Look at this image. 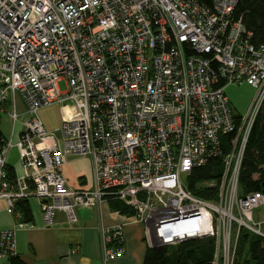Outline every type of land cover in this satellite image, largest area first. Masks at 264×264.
<instances>
[{"label":"built area","instance_id":"built-area-1","mask_svg":"<svg viewBox=\"0 0 264 264\" xmlns=\"http://www.w3.org/2000/svg\"><path fill=\"white\" fill-rule=\"evenodd\" d=\"M237 0H0V199L14 215L18 199L39 200L45 225L61 210L118 199L133 210L148 246L214 236L210 264H232L240 226L264 235V192L237 193L253 122L264 102V41L255 44ZM64 81V89L58 82ZM254 88L234 111L229 82ZM71 104L61 138L38 110ZM221 134H230L222 153ZM16 146L21 172L6 169ZM222 153L217 198L190 192L192 166ZM67 154L88 155L87 185H70ZM214 184V182H207ZM118 212L117 210H115ZM15 229L0 228V255L16 252ZM121 222L100 227L103 264L125 253ZM184 264H197L193 261Z\"/></svg>","mask_w":264,"mask_h":264},{"label":"trees","instance_id":"trees-1","mask_svg":"<svg viewBox=\"0 0 264 264\" xmlns=\"http://www.w3.org/2000/svg\"><path fill=\"white\" fill-rule=\"evenodd\" d=\"M210 3L211 0H204ZM234 16L240 17L245 27L252 32L251 40L258 44L264 41V0H237ZM4 133L0 129V136ZM230 134H221L222 153L229 148ZM222 153L214 155L199 165L192 166L185 176V186L193 194L216 199L218 183L223 168ZM12 165L7 166L13 174ZM214 184H207L212 181ZM264 192V102L248 134L237 176V193ZM110 209L121 214L133 212L118 199H109ZM14 210H18L21 220L32 218L26 199H18ZM263 230V229H262ZM264 232V230H263ZM214 251V236L189 238L174 244L146 245L141 264H184L191 261L197 264H210ZM9 264H28L18 253L7 256ZM232 264H264V235L240 226L235 239Z\"/></svg>","mask_w":264,"mask_h":264},{"label":"crops","instance_id":"crops-1","mask_svg":"<svg viewBox=\"0 0 264 264\" xmlns=\"http://www.w3.org/2000/svg\"><path fill=\"white\" fill-rule=\"evenodd\" d=\"M8 162L21 172L19 160ZM82 163V164H81ZM61 170L72 186L87 185L90 180V159L84 154H67ZM32 218L21 220L20 215L7 207L0 199V228L15 229L16 252L28 264H103L100 251V227L121 222L125 233V253L114 257L106 264H141L146 243L141 222L127 220L125 216L110 209L108 201L98 206L78 205L75 209L77 221L74 225L66 222L65 213L56 210L53 221L45 225L39 200L30 198ZM264 207V205H263ZM254 218H264V208H254ZM264 230V221L262 222ZM0 264H9L8 257L0 255Z\"/></svg>","mask_w":264,"mask_h":264},{"label":"rangeland","instance_id":"rangeland-1","mask_svg":"<svg viewBox=\"0 0 264 264\" xmlns=\"http://www.w3.org/2000/svg\"><path fill=\"white\" fill-rule=\"evenodd\" d=\"M60 89H64L65 84L63 80L58 82ZM225 92L230 100V105L234 111L244 112L254 94V88L246 83L245 81L241 82H229L225 86ZM39 116L42 119L47 130L52 131L60 139L61 134L59 131V125L63 118L71 117L77 113V110L74 106L69 103L59 105L57 102L45 105L38 110ZM11 127V121L7 119L6 113L0 114V129L4 134H9ZM9 157H11L14 163H17L18 150L17 147L12 146L9 150ZM82 164V163H81ZM17 170H19L17 168ZM209 182H213L209 181ZM262 209L264 208L261 205ZM139 222V221H138ZM261 229L262 226H261Z\"/></svg>","mask_w":264,"mask_h":264}]
</instances>
